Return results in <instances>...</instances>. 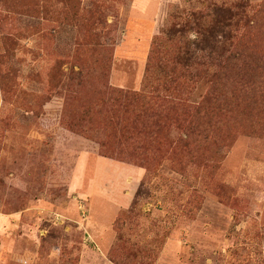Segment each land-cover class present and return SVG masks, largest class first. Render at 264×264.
Masks as SVG:
<instances>
[{
	"label": "rangeland",
	"instance_id": "374dc122",
	"mask_svg": "<svg viewBox=\"0 0 264 264\" xmlns=\"http://www.w3.org/2000/svg\"><path fill=\"white\" fill-rule=\"evenodd\" d=\"M221 6L251 19L258 91L196 110L207 85L179 76L159 92L186 107L113 102ZM262 89L264 0H0V264H264Z\"/></svg>",
	"mask_w": 264,
	"mask_h": 264
},
{
	"label": "trees",
	"instance_id": "16d2710c",
	"mask_svg": "<svg viewBox=\"0 0 264 264\" xmlns=\"http://www.w3.org/2000/svg\"><path fill=\"white\" fill-rule=\"evenodd\" d=\"M216 16L214 18L205 15L198 17L200 23L199 41L191 42L185 41L181 37H168L169 43L166 45L170 44V47L174 45V48L170 52L167 47L165 54L169 51L173 61L170 60L167 63L169 59L167 57L165 63H160L162 64L160 68L164 69V74H162L163 79L159 80L157 86L153 85L149 69V75H147L145 82V92L137 93L110 88L109 94H112L113 102L118 101L128 114H134L136 117L146 113L153 105L163 102L186 107L185 104L175 103L169 99L174 92L173 84L179 76L188 80L198 78L200 82L207 85L206 95L202 98L199 106L192 107L196 110L204 106L209 99L217 104H220L222 100L224 101L229 90V84H231V91L241 89L258 91L260 86L248 85L249 81L246 80L247 76L254 72L253 65L257 64L252 59L253 54L248 52L243 43L246 30L250 28L251 19L249 15L241 10V6L236 10L233 7L221 6L217 9ZM244 23L246 26L240 33V26ZM178 42L183 44L180 46ZM152 53L153 57H157L160 55V49L155 47ZM256 71H262V66L258 65ZM72 74L74 72L70 73V75ZM79 75L82 77L81 73ZM159 89L171 96L165 97L159 92ZM260 92L261 96H264V89ZM122 131L127 133L129 129L128 127L122 128ZM134 136L135 132L128 137ZM142 192V189L138 191L137 198L142 196Z\"/></svg>",
	"mask_w": 264,
	"mask_h": 264
}]
</instances>
